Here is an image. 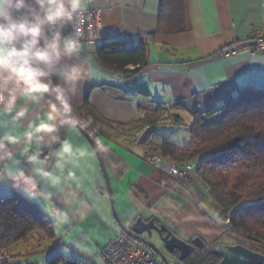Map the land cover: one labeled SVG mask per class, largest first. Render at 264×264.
<instances>
[{"label":"crops","instance_id":"obj_1","mask_svg":"<svg viewBox=\"0 0 264 264\" xmlns=\"http://www.w3.org/2000/svg\"><path fill=\"white\" fill-rule=\"evenodd\" d=\"M161 3L89 0L88 7L101 11L99 42L117 39L119 48L145 44L147 64L132 76L101 65L88 46L84 54L65 58L56 66L54 82L62 83V69L74 62H81L90 76L78 93L71 82L69 91L73 92L76 119L90 129L99 147L111 192L110 198L103 168L89 140L62 116L60 123L68 126L61 127L57 135L60 141L65 139L68 150L50 153L55 155L54 161H34L42 175L47 170L44 199L21 186L50 213L56 250L63 253L60 260L69 259L70 264H102L100 250L121 230L113 210L127 226L137 217L153 219L185 240L199 236L206 247L232 243L222 238L230 236L215 223L219 205L194 165L191 163L189 178L182 182L153 165L144 157L147 148L139 140L144 129H133L130 123L145 110L161 106L167 118L155 126L162 133L160 138L183 144L178 142L189 141V126L196 113L229 101L244 86L264 88V52L250 51L251 33L264 30V0H183L182 28L175 32L159 30ZM233 49L235 53L225 55ZM45 107L42 102L23 123ZM171 114L178 115L181 122L173 123ZM60 141L52 149H58ZM13 151L19 167L31 173L34 165L20 156L17 148ZM6 154V149L0 151V164ZM17 164L10 161L7 170L14 171ZM9 179L0 177V195L9 192ZM46 257L44 253L20 255L0 264H27Z\"/></svg>","mask_w":264,"mask_h":264},{"label":"trees","instance_id":"obj_2","mask_svg":"<svg viewBox=\"0 0 264 264\" xmlns=\"http://www.w3.org/2000/svg\"><path fill=\"white\" fill-rule=\"evenodd\" d=\"M160 14L159 30H180L183 0H162ZM92 48L101 65L115 68L126 76H132L147 64L143 43L119 48L117 39H107ZM129 65L134 68H128ZM71 115L76 118L74 113ZM169 116L173 123L181 122L178 115ZM166 118V110L157 106L145 110L130 124L133 129H144L139 140L146 145L147 152L172 161L192 163L219 205L216 225L230 236L232 243H240L264 255V88L244 86L229 101L196 113L189 126L190 139L183 144L160 138L162 133L155 126ZM84 127L90 133V129ZM21 185L11 178L9 192L0 195V251L3 248L10 251L17 243L35 238L33 247L25 246L19 252H11L12 255L46 253L47 264H58L62 256L56 250L53 219L27 196ZM227 217L228 223L223 224L221 220ZM209 248H195L182 263L217 264L220 257L210 253Z\"/></svg>","mask_w":264,"mask_h":264},{"label":"clouds","instance_id":"obj_3","mask_svg":"<svg viewBox=\"0 0 264 264\" xmlns=\"http://www.w3.org/2000/svg\"><path fill=\"white\" fill-rule=\"evenodd\" d=\"M88 4L89 0H0V151L7 150L0 177H11L43 199L47 170L42 175L34 161H54L50 153L68 150L57 133L66 125L60 123L61 117L75 110L69 83L78 93L90 79L81 62L62 69V83L53 79L62 60L85 52ZM74 73L80 74L73 77ZM42 102L46 107L25 125L24 118ZM57 141L59 148L52 149ZM13 148L34 165L31 173L19 167ZM12 160L18 164L9 172L6 165Z\"/></svg>","mask_w":264,"mask_h":264},{"label":"water","instance_id":"obj_4","mask_svg":"<svg viewBox=\"0 0 264 264\" xmlns=\"http://www.w3.org/2000/svg\"><path fill=\"white\" fill-rule=\"evenodd\" d=\"M66 117L87 137L93 149L95 150L103 168L105 180L108 185L109 196L111 198L109 179L101 152L95 139L83 126V124L74 116L69 114L66 115ZM58 143L59 141L53 144L52 147H55ZM113 215L122 231H124L134 240L149 246L159 256L164 264L171 263L167 259L163 250L149 239V236L152 235L153 231L159 235L163 242V247L167 251L171 253H174L175 251L178 252L176 256L181 262H183L187 256L191 255L195 248L206 247V243L199 236H194L189 241L185 240L178 236L171 228L162 223H156L153 219L144 220L140 217H137L131 224L127 226L121 220H119L114 210ZM143 233H146V235H143ZM208 250L210 253L220 257V260L217 264H262L264 261V255L261 252L252 250L240 243H218L210 247Z\"/></svg>","mask_w":264,"mask_h":264},{"label":"built area","instance_id":"obj_5","mask_svg":"<svg viewBox=\"0 0 264 264\" xmlns=\"http://www.w3.org/2000/svg\"><path fill=\"white\" fill-rule=\"evenodd\" d=\"M87 15L89 18V29L85 33L87 39L84 41V47H87L89 43L93 47L102 38L100 31L101 11L97 7H87ZM70 30L71 28L65 29L66 32ZM89 32L91 33L90 35ZM251 36L253 42L250 46V51L253 53L264 52V30H254ZM235 52L236 50L233 49L226 52L225 55ZM144 157L153 165L160 166L181 182L189 178V172L193 168L191 163L168 160L156 153L146 152ZM228 220L227 217L222 219L221 222L227 224ZM4 255L5 253H2L1 250L0 257ZM100 256L102 264H163L157 259L149 246L138 243L120 229L102 247Z\"/></svg>","mask_w":264,"mask_h":264},{"label":"rangeland","instance_id":"obj_6","mask_svg":"<svg viewBox=\"0 0 264 264\" xmlns=\"http://www.w3.org/2000/svg\"><path fill=\"white\" fill-rule=\"evenodd\" d=\"M175 137H177V135L174 134ZM178 139V138H176ZM177 141H181V140H177ZM178 143H185L184 141L182 142H178ZM208 201L209 202H212L213 204H216L212 199L208 198ZM205 205V204H204ZM218 219V218H217ZM221 229V228H220ZM222 230V229H221ZM223 231V230H222ZM223 239H229L231 241V238L230 237H226L225 235L222 236ZM149 239L154 243L156 244L159 248H161L163 250V252L165 253L167 259L169 260V262L171 264H183L181 261L178 260L176 254L174 253H171L169 251H167L164 247H163V242L162 240L160 239L159 235L153 231L152 235L149 236ZM42 243H45L46 241L45 240H42L41 241ZM48 242V241H47ZM36 243V239L33 238L31 239H28L27 241H22L20 242L19 244L17 243L16 245H14V247L10 248V251H7L5 248L2 249V253H5V255L3 257H0V261H6V260H11L15 257H18L20 256L18 253L15 254V255H12L11 252H19L22 250V248H24L25 246H27L28 248L29 247H33ZM1 252V251H0ZM46 254V253H45ZM45 257V256H44ZM47 258H49V256H47L44 259L42 260H38V261H35V260H32V262H29L27 264H47ZM159 259V258H158ZM55 261V259H53ZM69 259H66L65 261L61 260L58 264H70L69 262Z\"/></svg>","mask_w":264,"mask_h":264},{"label":"bare ground","instance_id":"obj_7","mask_svg":"<svg viewBox=\"0 0 264 264\" xmlns=\"http://www.w3.org/2000/svg\"><path fill=\"white\" fill-rule=\"evenodd\" d=\"M124 232V231H123ZM132 238V237H131ZM136 241V240H135ZM138 242V241H137ZM138 243H141V242H138ZM141 244H143V243H141ZM143 245H146V244H143ZM154 252V251H153ZM154 255L156 256L157 254L154 252ZM157 257V259L159 258V256L157 255L156 256ZM159 260L161 261V259L159 258ZM162 262V261H161ZM163 263V262H162ZM164 264V263H163Z\"/></svg>","mask_w":264,"mask_h":264},{"label":"flooded vegetation","instance_id":"obj_8","mask_svg":"<svg viewBox=\"0 0 264 264\" xmlns=\"http://www.w3.org/2000/svg\"><path fill=\"white\" fill-rule=\"evenodd\" d=\"M143 235H146V233H143ZM157 256V255H156Z\"/></svg>","mask_w":264,"mask_h":264},{"label":"snow or ice","instance_id":"obj_9","mask_svg":"<svg viewBox=\"0 0 264 264\" xmlns=\"http://www.w3.org/2000/svg\"><path fill=\"white\" fill-rule=\"evenodd\" d=\"M61 255H63V253H61Z\"/></svg>","mask_w":264,"mask_h":264}]
</instances>
